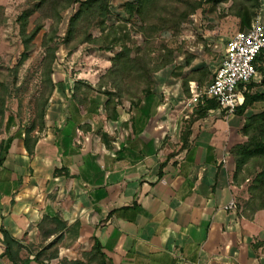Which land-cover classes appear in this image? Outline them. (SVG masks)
<instances>
[{
  "label": "crops",
  "instance_id": "obj_1",
  "mask_svg": "<svg viewBox=\"0 0 264 264\" xmlns=\"http://www.w3.org/2000/svg\"><path fill=\"white\" fill-rule=\"evenodd\" d=\"M61 75L42 127L7 128L0 264H264V208L238 207L234 177L232 149L246 141L250 108L210 110L186 147L171 149L176 122L157 87L137 132L134 111L120 107L109 120L104 94L81 105L75 79ZM232 200L236 208L226 209Z\"/></svg>",
  "mask_w": 264,
  "mask_h": 264
},
{
  "label": "trees",
  "instance_id": "obj_2",
  "mask_svg": "<svg viewBox=\"0 0 264 264\" xmlns=\"http://www.w3.org/2000/svg\"><path fill=\"white\" fill-rule=\"evenodd\" d=\"M37 9L42 13L41 20H37L35 26L28 31L26 23L21 28V37L25 47L24 56L30 52L32 40L43 29V18H51L49 30L43 33V46L47 47L45 56V68L49 85L46 86L44 94L47 97L40 109L37 121L32 122L28 127V132L44 122L45 109L55 88V81L52 78V65L55 61V53L60 43H63L73 50L79 44L91 42L101 49L111 50L116 46L121 49L112 58V67L105 76L111 79V89L107 88L104 78L100 80L98 87L87 85L88 90L81 89L83 80H77L73 91V97L81 105L89 103V96L95 93H102L106 96V117L109 120H118L120 114L118 109L124 107L122 95L127 91L129 95L127 109L134 111L131 119L134 130L141 131L145 125L147 116L141 109L142 102L154 95L155 86L150 79L153 72H157L171 64L176 56L177 43L182 32V26L190 14L207 3L212 12L219 10L220 5H227L222 9V17L234 15L240 20V30L248 29L259 13L262 0H124L122 10L129 20L136 19L134 29L143 37L142 44L134 43L129 45L130 33H122L123 29L111 26L106 23V17L110 12L109 0H36ZM74 7L69 22L62 38V42L56 40L59 25L63 21V12ZM126 26V25H124ZM94 30L98 33L94 34ZM170 33L173 45H170L163 33ZM165 36V35H163ZM158 37L160 38L158 40ZM192 56L187 54L186 61L181 68L191 65ZM255 66L258 71V80L252 79L248 84L245 93V101L240 105L236 113L243 114L245 110L256 103L263 104V111L246 119L242 133L247 137L244 143L233 147L232 152L235 157L236 171L234 174L237 180L238 175L244 170V166L251 160H260L262 166L253 179L250 187L251 197L246 203V209L242 207L247 215L255 213L264 208V91L253 92L254 87L262 85L264 87V51L255 59ZM213 74L209 66L192 68L182 80L184 92L190 96V81H196L200 87H205L212 80ZM133 79V80H132ZM135 82V86L129 85ZM83 86V85H82ZM135 88L134 90H132ZM4 99L0 100V114H3ZM219 102L216 99H208L203 104H199L189 116L185 131L182 133V147H186L192 124L208 115L210 110L217 109ZM8 120L6 122V127ZM2 141L0 145V162L3 152L7 146ZM238 182V180H237ZM239 184V182H238ZM241 185V184H239ZM239 207V205H238ZM248 207V208H247ZM240 208V207H239ZM250 211V212H249ZM100 242L95 239L93 249L98 250ZM102 256L105 258L104 254Z\"/></svg>",
  "mask_w": 264,
  "mask_h": 264
},
{
  "label": "rangeland",
  "instance_id": "obj_3",
  "mask_svg": "<svg viewBox=\"0 0 264 264\" xmlns=\"http://www.w3.org/2000/svg\"><path fill=\"white\" fill-rule=\"evenodd\" d=\"M123 2L124 0H109L110 12L106 17V23L123 29V34L129 32L130 39L127 40L129 45L139 42L142 44V35L133 27L136 19L129 20L127 15H124ZM226 6L223 4L220 5V8ZM220 8L216 12H212L210 5L205 3L202 8L190 14L182 26V32L176 45L175 60L149 76L155 88L158 89L157 100L163 103L168 102V106H171L170 121L176 122V126L171 128L173 134L169 135L166 140L171 149L181 148L182 133L185 131L189 116L193 113L186 106L189 96L182 87L183 77L190 69L201 66H209L213 74L225 55L226 44L240 30L239 18L234 15L222 17ZM73 9L72 6L63 12L64 19L59 25L56 35V40L59 42H62L65 35ZM259 12H262L261 14L264 16V8ZM193 14H195V18H192ZM41 18L42 13L37 9L36 0H0V100L4 99L3 114H0V145L6 137L10 123L28 129L32 122L37 121L41 113L42 102L47 97V93L44 94L45 87L49 85L45 68L47 47L43 46L42 41L43 33L49 30L52 19H42L43 29L32 40L30 52L26 57L21 37L23 24L26 23V28L30 31L37 20H41ZM93 32L95 35L98 33L96 30ZM162 37H166L170 45H173L170 33H163ZM120 49V46H116L111 50H105L94 43L84 42L70 51L65 44L60 43L52 65V78L56 84L60 75L64 73L75 79L74 84L77 80L85 81L81 83V89L88 90L87 85L98 87L100 80L105 77L104 82L107 88L111 89V79L105 75L112 67V58ZM187 54L192 56L191 65L181 68L186 61ZM80 73L87 76H80ZM129 82V85L136 87L135 82L131 83V80ZM161 86H165V88L162 89ZM262 91H264V87L260 85L254 87L251 93ZM93 93L96 94L95 91ZM129 95L127 91L122 95L125 111H128ZM248 108L250 110L247 115L250 118L263 111V104L256 103ZM161 110L163 111L164 108ZM161 110L159 109L157 114L159 119L166 117ZM261 166L260 160H251L238 175L237 180L242 185L238 196L240 208L246 209V202L251 197V183Z\"/></svg>",
  "mask_w": 264,
  "mask_h": 264
},
{
  "label": "built area",
  "instance_id": "obj_4",
  "mask_svg": "<svg viewBox=\"0 0 264 264\" xmlns=\"http://www.w3.org/2000/svg\"><path fill=\"white\" fill-rule=\"evenodd\" d=\"M263 8L264 0L260 10ZM261 13L257 14L248 29L238 30L230 38L225 55L208 85L200 87L196 81H190L191 95L186 100L190 111L208 99L218 100V109L228 114L236 113L237 108L244 103L247 84L259 77L255 59L264 51V16ZM192 18H195V14ZM236 206V201L232 200L225 208L233 209Z\"/></svg>",
  "mask_w": 264,
  "mask_h": 264
}]
</instances>
